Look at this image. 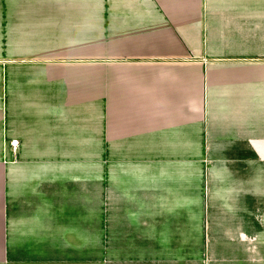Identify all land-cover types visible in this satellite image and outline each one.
Segmentation results:
<instances>
[{"label":"crops","instance_id":"obj_1","mask_svg":"<svg viewBox=\"0 0 264 264\" xmlns=\"http://www.w3.org/2000/svg\"><path fill=\"white\" fill-rule=\"evenodd\" d=\"M96 150L103 264H264V0H0V260H94Z\"/></svg>","mask_w":264,"mask_h":264},{"label":"rangeland","instance_id":"obj_2","mask_svg":"<svg viewBox=\"0 0 264 264\" xmlns=\"http://www.w3.org/2000/svg\"><path fill=\"white\" fill-rule=\"evenodd\" d=\"M96 176H95V190H96V247H93V256L95 257L94 260H89L90 262L82 263L76 262L77 264H103L102 255H103V247H102V240H103V215H102V206H103V195H102V188H103V150H96ZM91 187H94L91 184ZM86 189L90 188L89 184L86 183ZM92 262V263H91ZM76 263H66V264H76ZM0 264H9L6 260V257H2L0 260Z\"/></svg>","mask_w":264,"mask_h":264},{"label":"built area","instance_id":"obj_3","mask_svg":"<svg viewBox=\"0 0 264 264\" xmlns=\"http://www.w3.org/2000/svg\"><path fill=\"white\" fill-rule=\"evenodd\" d=\"M11 145H12L13 149L17 150V147H18V141L13 140V141L11 142Z\"/></svg>","mask_w":264,"mask_h":264}]
</instances>
